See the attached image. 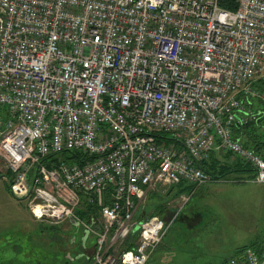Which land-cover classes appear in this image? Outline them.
Wrapping results in <instances>:
<instances>
[{
	"label": "built area",
	"instance_id": "built-area-1",
	"mask_svg": "<svg viewBox=\"0 0 264 264\" xmlns=\"http://www.w3.org/2000/svg\"><path fill=\"white\" fill-rule=\"evenodd\" d=\"M262 80L264 0H0L4 179L53 224L96 205L92 264H147L176 218L139 219L152 189L186 182L191 197L214 150L264 184L263 156L234 135ZM65 150L87 159L50 161ZM224 264H264V247Z\"/></svg>",
	"mask_w": 264,
	"mask_h": 264
},
{
	"label": "rangeland",
	"instance_id": "rangeland-1",
	"mask_svg": "<svg viewBox=\"0 0 264 264\" xmlns=\"http://www.w3.org/2000/svg\"><path fill=\"white\" fill-rule=\"evenodd\" d=\"M254 86L264 91L263 80ZM245 105L259 111L263 104L259 98H250ZM224 154H219L220 159L226 158ZM6 175L0 161V264H92L96 233L86 237L84 225L91 223L97 211L79 213L88 208L78 209L80 226L37 219L28 207L26 192L14 195ZM251 178L249 172L233 173L207 182L191 197L187 191L179 193L176 185L152 189L142 201L140 215L176 218L147 264H217L229 255L227 249L260 240L264 190Z\"/></svg>",
	"mask_w": 264,
	"mask_h": 264
},
{
	"label": "trees",
	"instance_id": "trees-1",
	"mask_svg": "<svg viewBox=\"0 0 264 264\" xmlns=\"http://www.w3.org/2000/svg\"><path fill=\"white\" fill-rule=\"evenodd\" d=\"M260 113L261 111L259 110L257 117L250 119L247 123L237 124L234 128V135L235 138L242 140L245 146L252 148L253 150H255V152L262 155L264 158V117H263L264 113L262 116ZM226 156L227 159L218 160L216 156L212 154L210 160H206L202 163H199V166H201L206 172H208L211 175V181L219 180V179H227L229 175L236 172H252V178H254V168L252 167L251 164L242 161L240 158L237 157L233 158L232 157L233 154L231 152H227ZM48 157L51 158L50 161L62 160V161H67L68 163H73V162L82 163L87 159L86 156L82 154V152L74 151V150H65L58 154L50 155ZM8 173L9 175L11 174V172ZM176 186L180 189L178 191L179 193L183 191H187L190 194L194 189V185H189L186 182H182ZM86 208L88 209H83V211H80L79 213L85 211L94 212L98 210L96 205H91L90 207H86ZM153 215L154 214H149L146 216L139 214V219L144 220ZM136 238L137 235L132 234L131 237L124 243V248L127 249L133 248L134 241L136 240ZM256 244L257 243L255 242L249 245L248 247L256 248Z\"/></svg>",
	"mask_w": 264,
	"mask_h": 264
},
{
	"label": "crops",
	"instance_id": "crops-1",
	"mask_svg": "<svg viewBox=\"0 0 264 264\" xmlns=\"http://www.w3.org/2000/svg\"><path fill=\"white\" fill-rule=\"evenodd\" d=\"M261 116L263 115V113H264V105H261ZM264 117V116H263ZM220 153H225L224 155L226 156V151H223V150H214L212 153H211V155L213 154V155H215L216 156V158L218 159V160H222V159H220V156H219V154ZM211 155H210V157H211ZM233 158H234V156H233ZM225 159H227V156H226V158ZM224 159V160H225ZM208 160H210V158L208 159ZM236 173H239V172H236ZM250 173V175L252 176V172H249ZM251 179H253V178H251ZM244 180H245V178L244 179H242V181L244 182ZM256 182V181H255ZM257 184H259V185H261V188L264 190V184H262V183H258V182H256ZM196 193V192H195ZM181 195V194H180ZM261 202L264 204V193H263V195H261ZM253 243H255V242H253ZM253 243H251V244H253ZM256 248H254L255 250H261L263 247H264V230H263V233H262V235H261V239L260 240H258V241H256ZM250 244V245H251ZM249 245H244V246H241V247H236L235 248V250H232V248L230 249H227V253L229 254L228 256H225L222 260H220L217 264H224V262L227 260V259H229L230 257H232V256H234L236 253H238L239 251H240V249L242 250V249H244L245 247H248Z\"/></svg>",
	"mask_w": 264,
	"mask_h": 264
},
{
	"label": "water",
	"instance_id": "water-1",
	"mask_svg": "<svg viewBox=\"0 0 264 264\" xmlns=\"http://www.w3.org/2000/svg\"><path fill=\"white\" fill-rule=\"evenodd\" d=\"M71 221L76 225V226H78L79 224L77 223V222H75V221H73V219H71ZM88 232H86V237L88 236Z\"/></svg>",
	"mask_w": 264,
	"mask_h": 264
},
{
	"label": "flooded vegetation",
	"instance_id": "flooded-vegetation-1",
	"mask_svg": "<svg viewBox=\"0 0 264 264\" xmlns=\"http://www.w3.org/2000/svg\"><path fill=\"white\" fill-rule=\"evenodd\" d=\"M84 233H85V229H84Z\"/></svg>",
	"mask_w": 264,
	"mask_h": 264
},
{
	"label": "bare ground",
	"instance_id": "bare-ground-1",
	"mask_svg": "<svg viewBox=\"0 0 264 264\" xmlns=\"http://www.w3.org/2000/svg\"><path fill=\"white\" fill-rule=\"evenodd\" d=\"M262 85V84H261ZM2 175V174H1Z\"/></svg>",
	"mask_w": 264,
	"mask_h": 264
}]
</instances>
